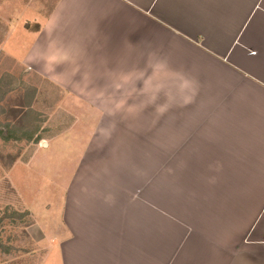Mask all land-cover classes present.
<instances>
[{
  "label": "crops",
  "instance_id": "1",
  "mask_svg": "<svg viewBox=\"0 0 264 264\" xmlns=\"http://www.w3.org/2000/svg\"><path fill=\"white\" fill-rule=\"evenodd\" d=\"M11 1L0 0V51L58 89L76 121L30 161L39 172L52 153L64 161L58 198L39 185L28 202L21 172L14 182L37 264H264V0H55L41 12ZM150 109L158 161L173 154L183 239L171 256L112 159L115 137L142 134L129 124Z\"/></svg>",
  "mask_w": 264,
  "mask_h": 264
},
{
  "label": "rangeland",
  "instance_id": "2",
  "mask_svg": "<svg viewBox=\"0 0 264 264\" xmlns=\"http://www.w3.org/2000/svg\"><path fill=\"white\" fill-rule=\"evenodd\" d=\"M54 1L29 0L28 3L34 4L41 12L45 4L52 5ZM11 2L13 7L9 10L17 12L22 10L25 1ZM45 10L47 8L43 11ZM8 29L9 25L0 23V48L3 47L4 35ZM60 98L58 89L47 85L40 77L26 72L18 63H12L2 52L0 53V264H37L43 254V250L36 246L29 234L28 229L34 218L28 210V202L34 195V189L39 185L42 186L43 192L44 189L52 192V188H56L53 194L58 198L62 192L61 184L58 182L59 186L55 187L53 180L61 181V176L65 179L68 171L64 168V171H60L62 173L60 176L57 174L55 169L58 170L64 161H57L53 153L47 157L48 162H42L48 167L40 165L41 173L39 163L31 168L30 161L36 150L41 153L45 143L59 136L76 122L72 114L61 109ZM158 104L160 106L162 102L159 101ZM139 106L140 104H133L132 108L137 109ZM142 115L148 120L134 123L132 121L129 124L132 127L142 126L144 130L142 134L115 137L114 142L122 149L115 154L112 152V159L119 161V174L127 177L125 181L131 192L128 191L126 195L138 197L140 200L143 192L144 202L147 196L149 240L151 242L156 239L157 226L164 228L165 256H171L176 254L177 249L179 250L183 239L180 230L182 227L178 221L180 209L178 206L176 212L172 201L174 166L170 165L172 162L168 157L172 153L168 151L164 160L158 161L156 145L160 122L157 124V113L150 109L148 112L144 111ZM99 155L104 157L102 152ZM175 163L179 164V160ZM20 172L22 175L19 187L17 177ZM142 177L143 191L140 189ZM44 178L47 179V184L41 183ZM14 182L20 191L24 192L23 195L28 202L20 198ZM34 206L32 209L37 212ZM38 238L42 236L39 235Z\"/></svg>",
  "mask_w": 264,
  "mask_h": 264
},
{
  "label": "clouds",
  "instance_id": "3",
  "mask_svg": "<svg viewBox=\"0 0 264 264\" xmlns=\"http://www.w3.org/2000/svg\"><path fill=\"white\" fill-rule=\"evenodd\" d=\"M193 83L194 82H192V81H187L186 80V81H184L183 87H185V88L191 87ZM188 102H190V100L189 99H186L185 100V103H188ZM161 111H163V109H161Z\"/></svg>",
  "mask_w": 264,
  "mask_h": 264
},
{
  "label": "trees",
  "instance_id": "4",
  "mask_svg": "<svg viewBox=\"0 0 264 264\" xmlns=\"http://www.w3.org/2000/svg\"><path fill=\"white\" fill-rule=\"evenodd\" d=\"M1 133V132H0ZM6 138H8V137H6ZM7 140V139H6Z\"/></svg>",
  "mask_w": 264,
  "mask_h": 264
}]
</instances>
